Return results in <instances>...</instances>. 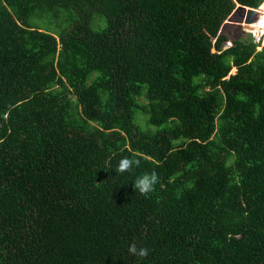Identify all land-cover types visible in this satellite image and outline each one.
<instances>
[{
    "label": "trees",
    "instance_id": "trees-1",
    "mask_svg": "<svg viewBox=\"0 0 264 264\" xmlns=\"http://www.w3.org/2000/svg\"><path fill=\"white\" fill-rule=\"evenodd\" d=\"M236 4L264 15L0 0V264H264V46L218 33Z\"/></svg>",
    "mask_w": 264,
    "mask_h": 264
},
{
    "label": "clouds",
    "instance_id": "clouds-1",
    "mask_svg": "<svg viewBox=\"0 0 264 264\" xmlns=\"http://www.w3.org/2000/svg\"><path fill=\"white\" fill-rule=\"evenodd\" d=\"M250 31L257 40H259L261 36H264V15H261L257 23L251 25ZM139 164V159L122 157L115 167V172L116 174H123L130 171L134 166L138 167ZM158 180L159 177L155 172H146L143 175L138 176L132 186L139 192V194L146 196L154 190V186L157 184ZM127 251L131 256H135L140 259L146 258L149 254V250L147 248H137L135 243H131L128 246Z\"/></svg>",
    "mask_w": 264,
    "mask_h": 264
},
{
    "label": "water",
    "instance_id": "water-1",
    "mask_svg": "<svg viewBox=\"0 0 264 264\" xmlns=\"http://www.w3.org/2000/svg\"><path fill=\"white\" fill-rule=\"evenodd\" d=\"M258 7L251 8L236 4L221 23L218 33H224L229 40L238 39L243 32H247L245 27L253 23Z\"/></svg>",
    "mask_w": 264,
    "mask_h": 264
},
{
    "label": "rangeland",
    "instance_id": "rangeland-1",
    "mask_svg": "<svg viewBox=\"0 0 264 264\" xmlns=\"http://www.w3.org/2000/svg\"><path fill=\"white\" fill-rule=\"evenodd\" d=\"M257 16H258V13H257V15L255 16L254 20L257 18ZM254 20H253V21H254ZM257 21H259V16H258V19H256V21H254V23L257 22ZM246 33H249L250 36L253 38V40H254L255 42L258 43V46L256 47V49H259L260 47L264 46V45L262 44V38H263V36H261V37L259 38V40H257V39L252 35V33H251L250 30H247V32H243L240 36H242V35L244 36ZM229 44H230L229 41H226V42H225V45H226V46L229 45ZM232 72H233V69H232L229 73H232ZM135 113H136V112H135ZM134 122L137 124L136 114H135V117H134ZM142 125L145 126L144 124H142ZM147 128H150V127H147Z\"/></svg>",
    "mask_w": 264,
    "mask_h": 264
},
{
    "label": "bare ground",
    "instance_id": "bare-ground-1",
    "mask_svg": "<svg viewBox=\"0 0 264 264\" xmlns=\"http://www.w3.org/2000/svg\"><path fill=\"white\" fill-rule=\"evenodd\" d=\"M258 16H259V11H258ZM258 16H257V18H256V19H258ZM256 19H255V21H256ZM259 19H260V16H259ZM253 23H254V21H253ZM253 23H252V24H253ZM249 25H250V24H249Z\"/></svg>",
    "mask_w": 264,
    "mask_h": 264
}]
</instances>
